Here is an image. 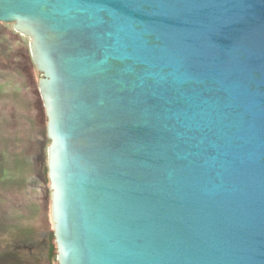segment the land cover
Returning a JSON list of instances; mask_svg holds the SVG:
<instances>
[{"label": "water", "instance_id": "95a60500", "mask_svg": "<svg viewBox=\"0 0 264 264\" xmlns=\"http://www.w3.org/2000/svg\"><path fill=\"white\" fill-rule=\"evenodd\" d=\"M42 78L58 264H264V0H0Z\"/></svg>", "mask_w": 264, "mask_h": 264}, {"label": "rangeland", "instance_id": "374dc122", "mask_svg": "<svg viewBox=\"0 0 264 264\" xmlns=\"http://www.w3.org/2000/svg\"><path fill=\"white\" fill-rule=\"evenodd\" d=\"M1 28L4 39L14 41L13 50L15 41L30 50V39L14 24L0 23ZM41 77L31 58L27 78L0 70V264H58L48 169L42 180L41 167L35 166L41 149L46 163L50 145L38 91Z\"/></svg>", "mask_w": 264, "mask_h": 264}, {"label": "flooded vegetation", "instance_id": "af4514ba", "mask_svg": "<svg viewBox=\"0 0 264 264\" xmlns=\"http://www.w3.org/2000/svg\"><path fill=\"white\" fill-rule=\"evenodd\" d=\"M3 24H5V23H3ZM5 31H6L5 28L0 29V61H2V63H1L2 66H0V70L4 69L7 72L10 71V73H11V71H14L17 74L25 75L27 78L28 73H29V68H30L31 54H30V58L28 57L30 50H28V51L24 50V47L22 46V44H20L19 41H15L16 50H13L14 41H12L10 39L9 40L4 39ZM22 37L25 38V36H22ZM31 62H32L33 67L36 69V67L32 61V58H31ZM38 74L41 75V73H39V72H38ZM40 79H39V82H40ZM38 91H39V88H38ZM39 96H40V99H41V102L43 105V100L41 98L40 91H39ZM43 108H44V105H43ZM44 115H45V109H44ZM41 150H42V152H40L41 156L39 157L41 160V163L35 164V166L41 167V169L39 170V173H38V177H40V179H42V180L43 179L45 180V172L44 171H45V168L48 169V167H47V161L45 163V160H44L46 158H45V154H43V149H41Z\"/></svg>", "mask_w": 264, "mask_h": 264}, {"label": "crops", "instance_id": "0c3cea01", "mask_svg": "<svg viewBox=\"0 0 264 264\" xmlns=\"http://www.w3.org/2000/svg\"><path fill=\"white\" fill-rule=\"evenodd\" d=\"M38 158H36V160H35V164H38V163H40V158H39V155L37 156Z\"/></svg>", "mask_w": 264, "mask_h": 264}, {"label": "bare ground", "instance_id": "6f19581e", "mask_svg": "<svg viewBox=\"0 0 264 264\" xmlns=\"http://www.w3.org/2000/svg\"><path fill=\"white\" fill-rule=\"evenodd\" d=\"M24 36V35H23ZM26 37V36H25ZM42 98V97H41ZM36 251V250H35ZM36 253V252H35Z\"/></svg>", "mask_w": 264, "mask_h": 264}]
</instances>
